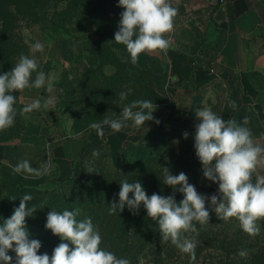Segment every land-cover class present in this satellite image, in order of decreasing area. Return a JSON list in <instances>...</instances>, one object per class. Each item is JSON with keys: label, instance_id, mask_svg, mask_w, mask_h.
Returning a JSON list of instances; mask_svg holds the SVG:
<instances>
[{"label": "rangeland", "instance_id": "obj_1", "mask_svg": "<svg viewBox=\"0 0 264 264\" xmlns=\"http://www.w3.org/2000/svg\"><path fill=\"white\" fill-rule=\"evenodd\" d=\"M64 1H60V7H64ZM92 1L91 4L102 11L106 22L104 28L115 34L119 30L121 13L124 11L118 6L119 0ZM170 3L177 8L178 14L174 20V30L166 36L171 41L169 49L176 48L178 40L175 38V29L183 25L194 31L196 40L191 51H196L201 46L203 26L212 16L217 0H170ZM83 9L81 7L76 14L62 19L56 17L60 21L59 25L53 22L56 18H51L49 21L45 20L44 24H19L16 28L21 42L18 43V49L6 73L11 71L23 54L36 60L37 72H44L46 83L39 89L30 87L14 93L17 97V115L13 125L21 128V135L8 144L21 145V148L0 152V199L7 195V177L26 183L37 182V188L42 190L55 187L60 175V166L54 157L56 146L72 139H86L96 135L97 131L89 127L91 123L101 122L105 116L109 119L120 118L122 108L137 100L152 101L156 105V112L165 115L172 113V117L162 121L164 124L186 120L182 126L170 125L164 131L160 146H167V154L173 151L171 141L174 142L178 155H181L183 149H189L202 170L203 166L194 148L195 125L200 122L195 115L197 109L210 108L225 120L234 119L238 123H242L247 117L249 123L246 127L251 130L255 141L259 140L264 144V105L255 98L251 100L237 83H232V79L219 78L204 87L195 88L190 108L186 112L178 111L169 92V88L178 80H174L170 72L167 52L142 53L136 64L131 63L126 46L118 43L119 47H114L112 44L99 42L96 13L93 11V14H88ZM37 42L42 44L43 50L33 52L32 46ZM37 72H33L30 83L35 80ZM139 75H145L146 79L133 83L132 80ZM49 83L52 85L51 92L47 90ZM147 85L153 87L162 97L154 94ZM121 92L128 93L124 101L120 100ZM49 99L52 103L45 109L43 104ZM34 100H40L42 107L28 114L27 118L20 115L19 110ZM232 102H235V107L231 106ZM127 124L130 131L136 128L132 121ZM103 132L107 135L115 131L104 125ZM185 132L188 133L186 139L183 136ZM85 157L81 156L73 162L72 169L83 167ZM107 158L109 160V156ZM24 160L37 169L51 160L53 167L48 174L40 177L23 172L14 173L13 167ZM63 165L66 171L68 164ZM117 165L121 166L122 163ZM198 185V193L208 197L214 194L219 196L218 183L209 181L203 173ZM206 205L210 213L209 222L201 225L194 221L197 233L185 234L189 238H195V261H191L188 254L182 253L171 243L169 253L157 258L160 259L159 264H245L248 261L249 248L256 244L264 245V219L257 221L259 235L250 236L245 232L239 234L241 227L235 218L220 220L210 201H206ZM214 236L221 240L230 239L229 241L242 239L241 243L247 241L244 242L246 247L237 245L232 253L211 247L210 242ZM218 245L222 246L221 243ZM242 251L247 254L241 256ZM146 260L155 261V257L150 255L143 259V263H147Z\"/></svg>", "mask_w": 264, "mask_h": 264}, {"label": "clouds", "instance_id": "obj_2", "mask_svg": "<svg viewBox=\"0 0 264 264\" xmlns=\"http://www.w3.org/2000/svg\"><path fill=\"white\" fill-rule=\"evenodd\" d=\"M121 13L119 30L115 33L114 41L126 46L131 63L136 64L142 53L167 52L171 41L167 34L174 30V20L178 14L170 0H119ZM43 46L37 42L32 51H42ZM38 64L35 59L23 54L11 71L0 74V131L13 126L17 109V97L14 93L26 88L37 89L45 86L44 72H37ZM33 72H37L35 80L31 81ZM47 90L52 91L51 83ZM131 91V89H129ZM128 93L121 92L120 100L124 101ZM52 101L43 104L49 108ZM235 107V102H232ZM42 107L40 100H34L23 106L20 115L27 118L28 114ZM135 109V110H134ZM156 105L149 100H137L124 106L120 118L109 119L107 116L101 122L89 125L99 136H103V126L108 125L115 132L133 126L139 128L146 121L154 119ZM196 117L200 120L195 125V153L203 166V175L209 181L218 183L219 196L210 197L198 193L196 188L188 183V177L181 172L173 175L168 167H163L164 184L171 186L174 191L177 185H182L179 191L184 198L179 204L173 196H163L153 193L148 196L140 182H120L118 193L119 203L113 201L109 206V215L123 212L125 205L136 214L143 205L147 216L157 221L161 240L170 241L182 253L188 254L191 261L196 259L195 238H189L186 233H197L194 224H207L210 213L206 201H210L212 209L220 220L235 218L241 229L250 236L260 233L257 221L264 219V144L257 143L251 130L246 127L247 117L242 123L234 119L225 120L210 108L197 109ZM157 124L160 121H156ZM184 138L188 133H183ZM93 155H99L94 152ZM52 161L48 160L39 169L30 166L27 160L13 167L14 173H27L40 177L50 172ZM133 197L130 199L129 194ZM16 198H12L15 200ZM33 197L29 194L22 196L19 207L14 209L10 218L3 219L0 224V261L11 264L12 257L8 251L16 254V264H130L125 258H118L113 252L101 247L102 237L95 228L91 218L77 220L79 209L51 210L46 217L45 228L62 241L49 256L47 253L38 254L41 242L29 239L26 227V217L32 216L36 208L27 207ZM69 242L74 247H70ZM241 252L240 255H246Z\"/></svg>", "mask_w": 264, "mask_h": 264}, {"label": "trees", "instance_id": "obj_3", "mask_svg": "<svg viewBox=\"0 0 264 264\" xmlns=\"http://www.w3.org/2000/svg\"><path fill=\"white\" fill-rule=\"evenodd\" d=\"M60 1L62 0H0V74L6 73L7 68L10 67L18 49V43L21 42L16 29L19 24H44L45 20L49 21L51 18L61 17L62 19L74 15L81 7L88 14H93L92 12L95 11V22L100 36L99 42L119 47L118 43L114 41L115 34H111L104 28L106 22L102 11L91 4L92 0H65L64 7H60ZM53 22L56 25L60 24L57 18ZM141 79H146V76L139 75L137 79L131 80L133 83H139ZM155 81L157 82L156 77ZM147 88L162 97L150 85H147ZM184 122L162 123L159 126L158 136L153 139H141L138 141L139 143L127 141L121 150V166L113 162L110 147L107 144L99 145L85 158L83 167L74 169L70 178L56 183V186L51 189L42 190L37 188V182L26 183L7 177V195L0 199V224L3 223V219L10 218L14 209L19 207L22 196L29 194L33 199L28 202L27 207L34 206L36 211L32 216L26 217V227L29 231V239L41 242L38 254L47 253L51 256L53 249L62 242L58 236L53 235L50 230L45 228L48 212L52 209L58 212L65 209L70 211L79 209L77 220L91 218L93 225L101 234L103 249L113 252L118 258L128 259L130 264H159L160 259L157 260V258L159 255L162 257L165 253H169L171 242L161 240L157 221L147 216L143 205L140 206L136 214H133L127 205L123 212H117L115 215H109L108 210L113 201L119 203L120 182L124 180L140 182L148 196L153 193L173 196L179 204L184 198L183 193L179 191L182 185H177L174 191L171 186L164 184L162 166L168 167L173 175L185 173L188 183L199 190L198 182L203 170L190 154V150L183 149L181 155H178L174 142L171 141L170 146L173 151L167 154V146H160L165 135L164 131L170 125L182 126ZM20 135L21 128L18 125L0 131V152L20 149L21 145L8 144ZM94 152H98L99 155H93ZM132 197L133 194L130 193L129 198ZM12 198L16 199L12 200ZM206 208H208L207 205ZM238 231L239 234L244 232L241 229ZM229 240H221L214 236L210 246L228 250L230 253L236 250L234 247L237 245L241 248L246 247L244 242L247 241L241 243L242 239H235L236 244H233L234 241ZM220 243L222 246L218 245ZM69 246L74 247L70 243ZM7 254L12 257L11 264H16L15 252L9 250ZM150 255L155 257V261L146 260L147 263H143V259ZM248 256V261L245 264H264V245L251 246ZM0 264L3 262L0 261Z\"/></svg>", "mask_w": 264, "mask_h": 264}, {"label": "crops", "instance_id": "obj_4", "mask_svg": "<svg viewBox=\"0 0 264 264\" xmlns=\"http://www.w3.org/2000/svg\"><path fill=\"white\" fill-rule=\"evenodd\" d=\"M202 30L201 46L192 52L196 40L194 31L178 26L175 29L178 44L167 51L170 72L178 80L169 88L176 109L186 112L192 104L195 88L227 77L233 84L237 83L251 100L255 98L264 105V0H217L212 16ZM153 117L133 131L125 127L120 132L102 137L96 134L56 146L54 157L60 166L58 182L73 175V162L81 156L87 157L101 144L110 147L113 162L122 163L121 150L125 143L157 137L162 121L172 117V113L165 115L154 111ZM64 163L68 164L66 171Z\"/></svg>", "mask_w": 264, "mask_h": 264}, {"label": "water", "instance_id": "obj_5", "mask_svg": "<svg viewBox=\"0 0 264 264\" xmlns=\"http://www.w3.org/2000/svg\"><path fill=\"white\" fill-rule=\"evenodd\" d=\"M174 79L176 80V77H174Z\"/></svg>", "mask_w": 264, "mask_h": 264}]
</instances>
